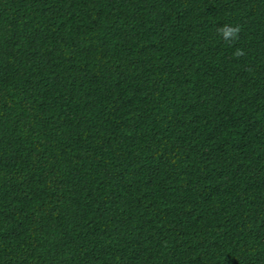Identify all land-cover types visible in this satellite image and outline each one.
Wrapping results in <instances>:
<instances>
[{
  "label": "trees",
  "instance_id": "obj_1",
  "mask_svg": "<svg viewBox=\"0 0 264 264\" xmlns=\"http://www.w3.org/2000/svg\"><path fill=\"white\" fill-rule=\"evenodd\" d=\"M0 264H264V0H0Z\"/></svg>",
  "mask_w": 264,
  "mask_h": 264
},
{
  "label": "clouds",
  "instance_id": "obj_2",
  "mask_svg": "<svg viewBox=\"0 0 264 264\" xmlns=\"http://www.w3.org/2000/svg\"><path fill=\"white\" fill-rule=\"evenodd\" d=\"M221 33L225 36V38H230L238 35L240 29L239 27H230V26H225L224 29L220 30ZM237 56L243 55V52L241 50H237L235 53Z\"/></svg>",
  "mask_w": 264,
  "mask_h": 264
}]
</instances>
